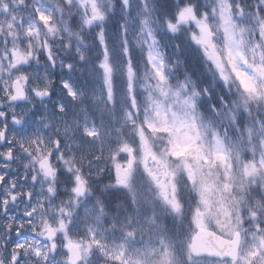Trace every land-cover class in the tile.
Wrapping results in <instances>:
<instances>
[{"label": "snow or ice", "instance_id": "1", "mask_svg": "<svg viewBox=\"0 0 264 264\" xmlns=\"http://www.w3.org/2000/svg\"><path fill=\"white\" fill-rule=\"evenodd\" d=\"M0 264H264V0H0Z\"/></svg>", "mask_w": 264, "mask_h": 264}]
</instances>
